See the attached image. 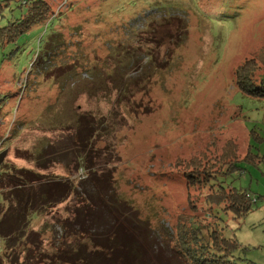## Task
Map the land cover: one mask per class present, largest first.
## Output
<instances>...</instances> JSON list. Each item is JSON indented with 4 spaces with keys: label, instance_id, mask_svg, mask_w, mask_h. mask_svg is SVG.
Wrapping results in <instances>:
<instances>
[{
    "label": "rangeland",
    "instance_id": "rangeland-1",
    "mask_svg": "<svg viewBox=\"0 0 264 264\" xmlns=\"http://www.w3.org/2000/svg\"><path fill=\"white\" fill-rule=\"evenodd\" d=\"M22 1L0 0V171L75 189L31 221L43 246L16 264H66L58 250L87 264L99 239L95 264L132 262L141 239L149 264H173L177 235L211 216L239 245L232 264H264V90L237 85L264 77V0H45L8 41ZM212 175L254 208L208 206Z\"/></svg>",
    "mask_w": 264,
    "mask_h": 264
},
{
    "label": "trees",
    "instance_id": "trees-1",
    "mask_svg": "<svg viewBox=\"0 0 264 264\" xmlns=\"http://www.w3.org/2000/svg\"><path fill=\"white\" fill-rule=\"evenodd\" d=\"M22 5H28L27 9L20 16V19L16 20L18 27L14 28L10 34L11 36H7L8 41H13L31 27L33 23L38 20H45L50 14L49 4L45 0H23ZM19 22H21V28H19ZM70 75H73V73L69 72L68 78ZM250 77L251 75L237 83L241 91L253 94L260 89L264 90V77L259 85L254 84ZM63 80L66 81L67 79ZM79 144L84 151L87 142L81 139ZM233 162L231 163L235 164ZM41 169L45 170L46 167L43 168L42 166ZM213 175L208 181L205 180L204 182H201L199 178L196 179L198 183L205 184L211 191V194L208 195L210 200L208 201V206H217L224 213L230 211L238 217H245L254 208L253 205L256 204V200L250 197L248 193L238 192L235 189L225 190L224 188H219L214 191L212 185L209 186L210 180L214 179ZM95 180L93 182L94 185H99L103 182L105 188H111L107 179L103 181ZM74 189L68 181L46 178L39 171L32 172L14 168H11L7 173L0 171V240L3 245L0 250V264H16L18 256L24 254V252H27L25 259L31 252L39 253L40 247L43 246L42 233L29 228L31 221L36 219L35 216L45 213L47 209H54L57 205L62 204L72 195ZM91 203L94 204L92 201ZM49 214L48 211L47 215ZM216 219L211 216L210 222L213 223L192 222L187 229L181 230V234H178L175 240L172 239L175 243V245H171L172 249H170L175 254H170L175 261L173 264H179L175 260L178 254L181 257L177 256L181 264L186 261L188 264H232L234 260L232 252L239 245L235 239L223 236L224 229ZM143 230L145 233L146 230ZM147 237L149 238V236ZM147 237L144 239L146 240ZM99 240L94 241L101 246V239ZM94 241L93 245L95 247L90 248L89 251L95 254H86L87 264L96 263L97 248L100 247L95 245ZM149 242L150 247L145 245L143 239L138 240L139 246L133 261L128 262L125 259L121 261V264H149L153 254L154 259L157 258L159 253H154V245L151 244V241ZM74 254L67 255L58 250L53 258L59 262L64 261L66 264H85L82 254ZM183 258L186 261H183ZM159 260L162 264H169L166 257L164 259L161 257Z\"/></svg>",
    "mask_w": 264,
    "mask_h": 264
},
{
    "label": "water",
    "instance_id": "water-1",
    "mask_svg": "<svg viewBox=\"0 0 264 264\" xmlns=\"http://www.w3.org/2000/svg\"><path fill=\"white\" fill-rule=\"evenodd\" d=\"M5 156H6V151H3L2 153H0V164L3 162Z\"/></svg>",
    "mask_w": 264,
    "mask_h": 264
},
{
    "label": "crops",
    "instance_id": "crops-1",
    "mask_svg": "<svg viewBox=\"0 0 264 264\" xmlns=\"http://www.w3.org/2000/svg\"><path fill=\"white\" fill-rule=\"evenodd\" d=\"M57 207H59V205H57V206L54 208V210H55Z\"/></svg>",
    "mask_w": 264,
    "mask_h": 264
}]
</instances>
